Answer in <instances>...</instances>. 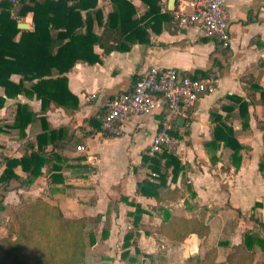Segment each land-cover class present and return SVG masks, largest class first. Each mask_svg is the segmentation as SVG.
Returning a JSON list of instances; mask_svg holds the SVG:
<instances>
[{
    "label": "crops",
    "instance_id": "crops-1",
    "mask_svg": "<svg viewBox=\"0 0 264 264\" xmlns=\"http://www.w3.org/2000/svg\"><path fill=\"white\" fill-rule=\"evenodd\" d=\"M131 1L141 17L146 12V5L141 0ZM161 4L163 11H193L190 0H162ZM98 7L104 24L113 9L111 0H98ZM226 11L231 35L227 49L218 40L204 36L197 27H178L172 17L161 26L148 28L149 41L135 44L128 51L105 54L101 47L95 46L99 62L80 61L67 73L68 87L78 97L79 109L72 112L51 105L45 115L39 114L45 116L50 129L67 130L66 140L61 143L64 149L59 151L67 159L64 162V183L50 186L48 169L43 168V175L30 186L5 193L7 213L14 207L8 203L24 195L58 204L67 218L91 219L103 215L100 223L107 222L110 230H116L111 237L120 233L121 256L123 237L132 228L127 213L134 210L121 201L124 196L149 212L143 216L145 226L160 225L164 219L163 208L172 215L197 217L210 228L204 239L191 234L183 241L158 240L157 235H148L142 228L139 250L152 258L140 256L139 264H185L189 257L205 259L210 249L216 250L215 264H226L232 247L242 242L246 229L253 228L242 223L246 221L244 215L255 213L264 223V175L259 170L264 159V131L260 128L264 121V102L260 92L255 90L256 86L264 87V0H226ZM83 14L85 16L86 12ZM93 21L94 31L100 35L104 26L96 18ZM21 24L28 25L31 30L32 14L20 19ZM152 66L175 68L188 76H214L218 80L214 93L201 96L187 116L176 120L179 129L173 146L184 171L175 182L168 183L170 190L161 194L162 202L138 194L137 183L147 177L148 169L141 165L142 154L151 149L163 119V107L153 115L130 118L124 123L120 137L109 136L102 130V118L111 99L131 92L141 74ZM12 79L17 82L20 77L14 75ZM0 95H3L1 88ZM231 95L242 97L249 103V129L242 128L237 108L233 112L225 109L231 105L228 99ZM17 103L29 104L35 112L41 109L38 100L25 95L8 99L0 110L3 124L13 123ZM216 116L234 128L244 147L238 170L222 146L215 153V163L210 159L214 153L205 147V143L213 139ZM91 118L95 120L92 124L88 122ZM180 118L185 119L182 125L178 123ZM42 132L40 119L26 129L27 137L23 139L15 129L0 132V175L7 158H20L37 149L36 137ZM51 149V145L47 146V150ZM77 157L84 158L80 164L90 166L89 171L68 167L77 165L74 161ZM15 172L25 177L20 168ZM257 202L260 204L255 207ZM76 208L80 209L81 215L72 214ZM7 213H2V219L6 221ZM223 216H226L228 225L223 223ZM212 218L222 221L223 236L215 240L212 239ZM4 225L5 221L0 229ZM224 237L226 239H222ZM258 258L264 256L261 254Z\"/></svg>",
    "mask_w": 264,
    "mask_h": 264
},
{
    "label": "trees",
    "instance_id": "trees-1",
    "mask_svg": "<svg viewBox=\"0 0 264 264\" xmlns=\"http://www.w3.org/2000/svg\"><path fill=\"white\" fill-rule=\"evenodd\" d=\"M141 1L147 9L139 17L131 0H111L113 9L103 24L98 0H22L18 3L0 0V88L3 89L0 110L8 99L21 95L38 100L41 104L40 112H35L29 104L17 103L13 123L3 124L0 120V132L15 129L23 139L27 137L26 129L37 119L43 123V132L36 137L37 149L20 158L6 159L0 175V214L8 211L4 204L5 193L30 186L43 175V168L48 169L50 186L64 183L63 170L67 159L59 151L64 149L61 143L66 140L67 130L50 129L45 116L39 114L45 115L51 105L72 112L79 109V99L68 87L67 73L80 61L88 64L99 62L95 46L101 47L105 54L128 51L135 44L149 41L148 28L161 26L173 18L174 12L162 10V0ZM83 12H86L85 16ZM29 14H32L33 28H19V20ZM92 15L104 26L100 35L94 31L95 18ZM219 43L224 49L229 48ZM14 75L20 77L19 81L12 79ZM193 77L201 78L197 75ZM255 90L260 92L264 102V87L256 86ZM228 99L231 105L225 109L233 112L237 108L242 128L249 129V103L237 95L228 96ZM94 121L91 118L88 122L92 124ZM216 121L213 139L205 143L206 149L214 153L210 159L212 163L217 161L215 153L222 146L229 152V161L238 170L244 147L232 126L224 123L219 116H216ZM260 128L264 131V121ZM178 129L175 122L171 132L173 137H178ZM50 145L52 149L49 151L47 146ZM74 161H77V165H69V168L86 171L91 168L80 164L84 161L83 157H77ZM141 165L148 169V174L137 183V193L158 202L163 201L161 194L164 190H170L168 183L175 182L184 171L174 146L154 154L147 150L142 154ZM17 168L22 170L25 177L15 172ZM259 170L264 175V159L260 162ZM121 201L134 208L127 213L132 228L125 233L121 244L120 257L125 264H139L140 256L152 258V255L139 250L138 239L142 228L148 235H157L158 240L183 241L191 234L204 239L209 235L210 228L197 217L172 215L163 208V222L158 226H145L143 216L149 212L141 204L129 201L124 196ZM259 204L257 202L255 207ZM7 214L6 234L0 235V264H87L88 249L97 243L91 224L100 223L103 216L67 218L58 204L41 197L14 206ZM2 215L0 226L4 223ZM248 216L253 221V228L246 229L242 242L232 247L226 264H264V258H258L261 254L264 256V223L255 213ZM244 218L249 220L247 215ZM107 225V222L103 225V240L110 235ZM215 256L216 250L210 249L205 259L189 257L185 264H215Z\"/></svg>",
    "mask_w": 264,
    "mask_h": 264
},
{
    "label": "built area",
    "instance_id": "built-area-1",
    "mask_svg": "<svg viewBox=\"0 0 264 264\" xmlns=\"http://www.w3.org/2000/svg\"><path fill=\"white\" fill-rule=\"evenodd\" d=\"M20 1L11 0L12 3ZM190 3L192 12L179 9L173 13L177 26L197 27L204 36L229 47L231 35L226 0H190ZM217 83L214 76L195 78L183 75L175 68L149 67L137 79L131 92L111 99L102 118V130L109 136L120 137L124 132V123L130 118L153 115L163 107V119L150 152L154 154L164 148L171 149L175 143L171 132L177 118L187 116L201 96L214 93ZM78 150H83V147H78Z\"/></svg>",
    "mask_w": 264,
    "mask_h": 264
},
{
    "label": "rangeland",
    "instance_id": "rangeland-1",
    "mask_svg": "<svg viewBox=\"0 0 264 264\" xmlns=\"http://www.w3.org/2000/svg\"><path fill=\"white\" fill-rule=\"evenodd\" d=\"M25 22V21H24ZM33 197L32 196H24L21 195L20 198H13L12 201H10V203H8L11 206H15L18 205L20 203H24V202H30L32 201ZM72 214L73 215H81L82 213L80 212V209L76 208ZM79 211V212H78ZM2 215V213H1ZM3 216V215H2ZM248 216V215H247ZM249 220H246L245 222L243 221L242 223H245V225H249L250 227H253V221L250 220V217L248 216ZM213 220H211V224H213L214 226V230H213V235H212V239H218L219 236H223L222 235V221L220 222V220L218 221L217 219L212 218ZM223 223L227 222L226 221V216H223ZM5 224H6V220ZM226 225H228V222L226 223ZM92 230L95 232L96 234V239H97V243L94 247H89L88 249V259H87V264H125L123 262L120 261V243H121V239H120V233L118 235H116L115 237H111V235H115L116 230L111 229L110 230V238L105 241L102 238V231H103V224L102 223H93L91 224ZM6 234V226L4 225V227L2 229H0V235H5ZM222 239H226L225 237ZM131 251H133V248L131 249ZM199 252H202L201 250H199Z\"/></svg>",
    "mask_w": 264,
    "mask_h": 264
},
{
    "label": "water",
    "instance_id": "water-1",
    "mask_svg": "<svg viewBox=\"0 0 264 264\" xmlns=\"http://www.w3.org/2000/svg\"><path fill=\"white\" fill-rule=\"evenodd\" d=\"M19 28H21V29H28L29 27H28V25L21 24V25H19ZM184 120H185V119L180 118V119H179V122H178L179 125H182L183 122H184Z\"/></svg>",
    "mask_w": 264,
    "mask_h": 264
}]
</instances>
